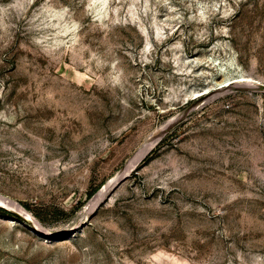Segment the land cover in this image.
I'll list each match as a JSON object with an SVG mask.
<instances>
[{"label": "rangeland", "instance_id": "rangeland-1", "mask_svg": "<svg viewBox=\"0 0 264 264\" xmlns=\"http://www.w3.org/2000/svg\"><path fill=\"white\" fill-rule=\"evenodd\" d=\"M217 64L264 85V0H0V264H264V90Z\"/></svg>", "mask_w": 264, "mask_h": 264}, {"label": "bare ground", "instance_id": "bare-ground-1", "mask_svg": "<svg viewBox=\"0 0 264 264\" xmlns=\"http://www.w3.org/2000/svg\"><path fill=\"white\" fill-rule=\"evenodd\" d=\"M159 29H160V27L156 28L157 32L159 31ZM229 64L231 66L233 65V63L231 61L229 62ZM218 66H219L218 67V71H219L220 74H223V78H222V80L220 82L216 83V85L218 86L217 88H224V87L229 86L231 84H245V85L252 86V87H261V86H263V84H262V82L260 80H256L254 77H252L249 74H245V73H242V72H236L235 74L226 75V67H224L223 65H218ZM207 92H208V88L194 91L192 93V95L194 97H198V96H200L202 94H206ZM160 136L161 135L157 136L156 138H153L150 143L143 145L139 149V151L136 153V155L134 157H132V159L128 162V165H127V167H126V169H125V171L123 173V176L128 174V172L134 166H136V164L155 146V144L159 141ZM118 178H119V175H117L113 179H111L109 181V183L95 196V198L91 202H89L90 203L89 206L91 208H93L98 202H100L102 200L103 196L107 192L110 191V189L116 183ZM0 203L1 204H5V205L6 204L12 205V206L18 208L20 211H22L25 215H29L27 213V211L22 206H20L17 202H15L13 200H10V199L2 196V195H0ZM34 224L36 225V227H38V224L36 222H34ZM38 233L40 235H43V234H41L40 231ZM48 237H49V235H45L44 236V238H48Z\"/></svg>", "mask_w": 264, "mask_h": 264}, {"label": "water", "instance_id": "water-1", "mask_svg": "<svg viewBox=\"0 0 264 264\" xmlns=\"http://www.w3.org/2000/svg\"><path fill=\"white\" fill-rule=\"evenodd\" d=\"M261 90H264V85L260 87Z\"/></svg>", "mask_w": 264, "mask_h": 264}]
</instances>
